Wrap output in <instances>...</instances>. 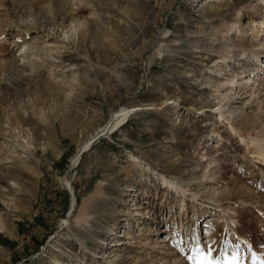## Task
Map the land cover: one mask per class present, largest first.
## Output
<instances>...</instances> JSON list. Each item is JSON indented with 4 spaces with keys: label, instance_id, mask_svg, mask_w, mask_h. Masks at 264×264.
<instances>
[{
    "label": "rangeland",
    "instance_id": "obj_1",
    "mask_svg": "<svg viewBox=\"0 0 264 264\" xmlns=\"http://www.w3.org/2000/svg\"><path fill=\"white\" fill-rule=\"evenodd\" d=\"M252 137L264 0H0V264H264Z\"/></svg>",
    "mask_w": 264,
    "mask_h": 264
},
{
    "label": "bare ground",
    "instance_id": "obj_2",
    "mask_svg": "<svg viewBox=\"0 0 264 264\" xmlns=\"http://www.w3.org/2000/svg\"><path fill=\"white\" fill-rule=\"evenodd\" d=\"M226 43V42H225ZM151 57L152 56H150V59H149V61H147V62H150V60H151ZM259 60V59H258ZM149 64V63H148ZM137 108V107H136ZM133 110V108H126V107H124V106H120V107H118L116 110H114L113 112H111V115H110V117L107 119V121H106V123L104 124V125H100L98 128H96L94 131V133H96L97 131H100V132H102L104 129H106V133L108 134V133H110V132H114V131H116V129L117 128H119L120 126H122L125 122H126V120H127V116H128V114H130V112ZM222 112V111H221ZM221 116H222V114H221ZM111 119V120H110ZM244 125L242 126L243 128V131H241L238 135L240 136V137H242V136H245L246 135V133H247V131H248V129L249 128H251V124L250 123H248V122H244L243 123ZM233 126V125H232ZM231 127V126H230ZM232 129H234V128H231V130ZM93 133V134H94ZM237 133V132H236ZM102 134H104V132L102 133ZM101 134V135H102ZM100 136V135H99ZM92 139H93V136L91 137ZM243 138V137H242ZM247 143L248 142H250L251 143V145L253 144V151H255V152H257L258 153V156H257V158L259 159V160H261V161H263L264 162V157H263V155L264 154H262L263 153V148H262V145L263 144H261L260 142H259V140H257V139H254L253 137L250 139V141H246ZM245 142V144H247ZM90 143V141H85L84 143L82 142L81 143V147L79 146L78 147V149H79V151H78V154H76V155H74V156H72V158H71V160H72V162H75L76 160H77V158L79 157V152L81 151V150H84L86 147H87V145ZM260 155V156H259ZM224 164V163H223ZM223 164H222V167H223ZM225 166V165H224ZM222 167H220V168H222ZM221 177V176H220ZM162 180H163V183L166 185V186H169V187H173L174 186V184H172L169 180H167L166 178H162ZM62 183V182H61ZM63 185V184H62ZM65 187V186H64ZM243 191H247L244 187H241V186H234L232 189H231V192L232 193H235V194H238V193H241V192H243ZM85 214V212H84V209H81V211H80V213H79V217L81 218V216H83ZM259 237H261V236H259ZM259 243H263V241H262V237L259 239Z\"/></svg>",
    "mask_w": 264,
    "mask_h": 264
},
{
    "label": "snow or ice",
    "instance_id": "obj_3",
    "mask_svg": "<svg viewBox=\"0 0 264 264\" xmlns=\"http://www.w3.org/2000/svg\"><path fill=\"white\" fill-rule=\"evenodd\" d=\"M195 255L188 257V259L193 260L195 264H219V261L211 259V249H209L208 254L201 252L199 248L193 249ZM254 260H259L257 256H253ZM228 264H241L240 258L237 255H233L229 260Z\"/></svg>",
    "mask_w": 264,
    "mask_h": 264
},
{
    "label": "water",
    "instance_id": "obj_4",
    "mask_svg": "<svg viewBox=\"0 0 264 264\" xmlns=\"http://www.w3.org/2000/svg\"><path fill=\"white\" fill-rule=\"evenodd\" d=\"M111 120V119H110ZM106 129H104L102 132L97 131L96 133L93 134V139H96L99 135H101L103 132H105ZM63 186H66V184L64 183V181H61ZM67 187V186H66Z\"/></svg>",
    "mask_w": 264,
    "mask_h": 264
}]
</instances>
